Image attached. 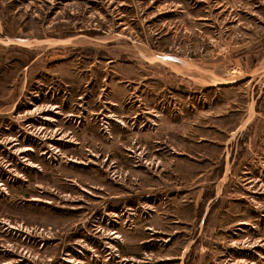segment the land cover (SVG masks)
<instances>
[{
    "label": "rangeland",
    "instance_id": "obj_1",
    "mask_svg": "<svg viewBox=\"0 0 264 264\" xmlns=\"http://www.w3.org/2000/svg\"><path fill=\"white\" fill-rule=\"evenodd\" d=\"M0 264H264V0H0Z\"/></svg>",
    "mask_w": 264,
    "mask_h": 264
},
{
    "label": "trees",
    "instance_id": "obj_2",
    "mask_svg": "<svg viewBox=\"0 0 264 264\" xmlns=\"http://www.w3.org/2000/svg\"><path fill=\"white\" fill-rule=\"evenodd\" d=\"M84 32L90 34V35H96V34H101L102 32L98 28H89L87 30H83Z\"/></svg>",
    "mask_w": 264,
    "mask_h": 264
}]
</instances>
